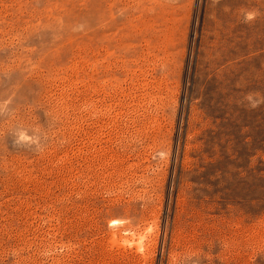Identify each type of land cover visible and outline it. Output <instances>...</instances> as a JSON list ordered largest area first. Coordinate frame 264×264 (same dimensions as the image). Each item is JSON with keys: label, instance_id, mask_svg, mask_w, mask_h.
Instances as JSON below:
<instances>
[{"label": "rangeland", "instance_id": "374dc122", "mask_svg": "<svg viewBox=\"0 0 264 264\" xmlns=\"http://www.w3.org/2000/svg\"><path fill=\"white\" fill-rule=\"evenodd\" d=\"M264 0H0V264H264Z\"/></svg>", "mask_w": 264, "mask_h": 264}, {"label": "clouds", "instance_id": "9594fccd", "mask_svg": "<svg viewBox=\"0 0 264 264\" xmlns=\"http://www.w3.org/2000/svg\"><path fill=\"white\" fill-rule=\"evenodd\" d=\"M246 99L250 102V106L253 108L257 107L260 103H264V98L254 100L251 95H249Z\"/></svg>", "mask_w": 264, "mask_h": 264}]
</instances>
